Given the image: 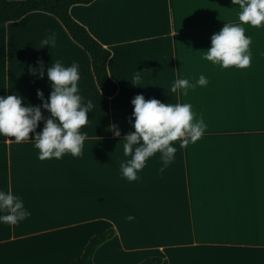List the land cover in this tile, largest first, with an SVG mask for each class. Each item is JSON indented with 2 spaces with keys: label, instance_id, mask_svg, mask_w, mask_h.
I'll return each instance as SVG.
<instances>
[{
  "label": "crops",
  "instance_id": "1",
  "mask_svg": "<svg viewBox=\"0 0 264 264\" xmlns=\"http://www.w3.org/2000/svg\"><path fill=\"white\" fill-rule=\"evenodd\" d=\"M238 11L232 0L72 5L73 18L111 51L107 68L118 90L110 97L98 87L89 53L54 15L33 11L0 26V96L42 105L37 90L45 99L52 91L48 67L77 61L80 94L93 102L82 156L40 160L34 134L19 144L0 135V190H11L31 212L17 224L0 223V264H64L108 228L115 234L95 251L96 264L152 256L160 264H264V27L242 25L252 38L249 67L204 59L211 36L239 23ZM53 33L55 46L43 47ZM201 74L206 86L171 92L175 80L195 83ZM137 94L190 103L207 128L195 143L173 142L175 158L163 172L157 152L129 182L120 163L129 158L123 137L134 131ZM112 124L120 137L108 130Z\"/></svg>",
  "mask_w": 264,
  "mask_h": 264
},
{
  "label": "clouds",
  "instance_id": "2",
  "mask_svg": "<svg viewBox=\"0 0 264 264\" xmlns=\"http://www.w3.org/2000/svg\"><path fill=\"white\" fill-rule=\"evenodd\" d=\"M233 6H238L239 23H226L219 32L211 36V47L204 54V59L219 65L221 68H247L251 64V36L246 35L242 26L264 27V0H232ZM43 47L55 46V34L42 40ZM42 48V47H41ZM44 65L41 62L40 68ZM35 74V69H32ZM45 73L40 72V78ZM47 78L51 81L52 91L48 99L44 98L42 90H37V96L42 105L25 106L21 95L11 94L0 96V135L14 139L16 143L31 140L34 134V146L39 150L38 159H60L65 154L73 157L83 155L84 141L87 132L82 131L88 121V113L93 112V102L81 96L78 82L80 80L79 64L73 61L65 66L59 60L48 67ZM139 79V76L134 77ZM207 78L201 74L195 83L187 78H179L171 86V92L178 89L187 95L190 88L197 85L206 86ZM135 84V83H134ZM137 85V84H136ZM131 103L134 105L129 123L134 128L123 137V152L127 160L120 163L121 176L129 182L139 179L138 172L142 170L148 159L157 152L162 160L161 172L174 160L177 148L175 141L181 147L195 143L200 139L206 128L203 117L195 119V113L190 103H164L155 97L146 99L143 94H137ZM42 108L50 115L46 118ZM44 122L41 131H36L40 122ZM116 137L121 136V130L116 124L109 126ZM122 140V139H121ZM31 212L26 209L24 201L11 190H0V223L17 224L23 221ZM128 220L134 219L129 215Z\"/></svg>",
  "mask_w": 264,
  "mask_h": 264
},
{
  "label": "trees",
  "instance_id": "3",
  "mask_svg": "<svg viewBox=\"0 0 264 264\" xmlns=\"http://www.w3.org/2000/svg\"><path fill=\"white\" fill-rule=\"evenodd\" d=\"M93 0H0V26L22 18L33 11H43L54 15L65 26L70 36L78 42L90 55L93 72L98 87L104 96L110 97L117 93L118 85L110 77L107 63L111 51L104 47L89 31L70 13L74 4H88ZM115 234L113 228L105 229L94 235L87 243L81 257L64 264H96L94 254L97 248ZM159 256L148 257L137 264H160Z\"/></svg>",
  "mask_w": 264,
  "mask_h": 264
}]
</instances>
